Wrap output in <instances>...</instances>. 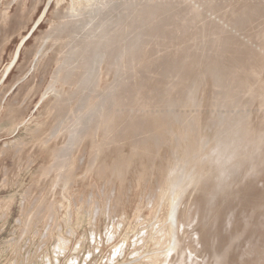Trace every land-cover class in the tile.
<instances>
[{"label": "rangeland", "instance_id": "374dc122", "mask_svg": "<svg viewBox=\"0 0 264 264\" xmlns=\"http://www.w3.org/2000/svg\"><path fill=\"white\" fill-rule=\"evenodd\" d=\"M70 1L0 0V264H152L153 260L149 258L156 254L169 255L167 247L176 236L179 242L188 249L186 256L189 263L193 256L197 264H259V262H264L262 261L264 260V146L263 154L257 156L252 164L247 162L242 172L238 171L233 174L235 180L225 184L224 189L220 191L211 180L205 186H201L192 184L187 175L184 176L182 181L184 192L182 193L183 197L179 198L182 199L179 200L181 201L179 208H181L178 214L179 223H184V228L181 226V232L176 233L178 232L176 226L174 233L171 234V231L169 234L168 244L158 247L155 246V236L158 227L168 223V204L174 197L175 190H172L171 187L175 183V175L178 173L184 175V161L181 160V157L184 155L185 158L186 153L177 145L175 138L167 133L165 141H162L156 148L151 138L145 140L148 142H141L142 139H146L142 137L146 136L141 135L133 127L124 126L121 119L118 118L120 123L116 121L108 129H101L94 136L88 133L84 137L78 136L79 138H75V141L72 140V120L77 114H85V119L87 118L86 115L91 113L86 106L88 102L97 103L102 99L104 102L106 100L104 97L114 96L117 91L120 92V89L121 92L123 89L129 91L132 86L147 85L152 92L159 86L162 90L163 87L166 88V84L169 87L168 84L172 83L174 79L172 75L161 74L160 65L168 59L166 57H169V53L172 51L173 47L168 43L171 42L170 38L166 42L168 46L166 44L149 45L151 48L148 46L149 48L145 49L143 60L137 64L133 63L134 70L130 69L128 72L120 71L119 67H116L113 56L114 60L102 58L104 57L102 53L105 51L103 50L105 49L103 35L109 31L114 34L119 29L118 21H123L126 17H128V21L132 20L129 12H132L131 8H135L133 5L136 4V1L142 2V0H113L114 5L110 9L107 8L110 10L107 13L114 15L115 20L114 17H110L111 15L109 17L105 14H103L105 17L98 15L102 3H106L108 0H97V4L94 6L96 9L93 10L95 13L88 19H83L81 16L76 25L63 26L60 23L68 19L63 15L69 12L73 0L71 3ZM80 1L84 2L85 0ZM131 1L135 2L132 4ZM158 1L162 7L166 2L168 5L164 8H171L170 16L162 15L164 17L162 20L168 22L169 35L171 33L175 39L177 38L172 40V43L180 44L178 45L180 47H176L180 49L179 52H182V55L189 51L196 56L199 62L204 57L213 58L217 50L219 51L217 43L214 41V33L221 29L226 30L225 34L233 36V40H237V44L244 49L252 48L251 50L255 51L249 68L253 73H259V75L254 76L253 74L248 85L243 87L241 94L243 100L240 106L242 112L239 109L236 111L247 113L249 109L250 123L254 134L264 132V34L261 35V41L257 36L264 29V0H214L211 7H207L206 0ZM169 2H172V7ZM122 3L124 5L127 3V7H129L125 13L121 6ZM115 4L121 7H116ZM181 5L184 6L181 7ZM191 5L202 11L203 14L199 16L200 18H195L196 21L191 22L192 24L184 21L191 17L188 14ZM245 5L262 6V11L258 14H254L255 11H250L248 19L240 25L241 27L235 26L231 20L232 11ZM185 6L188 7L183 9ZM201 6H204L208 11ZM107 9L105 8V10ZM112 9L114 10L112 11ZM120 9L122 10L120 11ZM121 12L122 15H120ZM60 17L63 18L60 19ZM98 17L105 18V21ZM180 21L182 22L180 23ZM173 22L176 25H173L175 24ZM101 23L107 24L106 27H103L104 24ZM91 24L92 30L98 29L96 32H94L95 30H90L92 33L89 31ZM85 25H88V28ZM112 26H116V28ZM52 27L57 29L54 30ZM76 27H78L77 31ZM93 27L95 28L93 29ZM140 27L139 29H143ZM139 29L135 31L140 33ZM171 29L175 30L176 34ZM58 30L63 32L59 34ZM82 32H85V35ZM136 32H127V39L132 38L133 40V37L138 34ZM55 33L61 37L56 36ZM77 35L81 39L78 37L77 40ZM68 37L71 39L67 42ZM89 39H93L92 41L95 43H90ZM70 43L71 45H69ZM87 44L88 48H92L85 49ZM155 46L166 47L163 49L166 50L165 53L161 48ZM93 47L96 50L93 51ZM154 49L156 52H153ZM85 50L87 52H84ZM69 51H71L70 55ZM65 55L68 60L64 57ZM229 56L230 51L225 50L222 58L219 57L216 60L219 59L220 63H228ZM70 57L72 58L70 59ZM154 62L158 64H154ZM65 65L69 69L65 68ZM217 66L221 67L222 64ZM75 67H78L79 70ZM89 68H92L91 71ZM195 71L194 69L189 71L192 80L194 77L197 78ZM225 71L228 72L227 69ZM94 73L99 75L96 76ZM237 75L241 76V74ZM118 78L121 79L120 82ZM231 78L235 79V76H231ZM238 78L236 76V79ZM94 80L97 82L96 85ZM202 83L196 90L198 93L195 94L200 107L198 111H191L190 115L191 117L194 114L198 115L202 136L213 139L220 118L219 108L215 103L217 87L213 76H209ZM81 84L85 87V91ZM117 84L120 85L116 89ZM190 84L191 82L189 87ZM88 85L91 87L94 85L92 90ZM107 88L108 90L112 88V91L106 90ZM81 90L84 91L83 94ZM89 90L91 91L89 92ZM94 90L95 92H93ZM100 93L102 97L99 101ZM128 94L125 93L129 97ZM69 97L71 99L66 100ZM63 100L66 101L67 106ZM63 105L66 106L65 112L62 109ZM68 106L69 109H67ZM60 109L63 112L59 111ZM192 109L194 110L195 107ZM236 111L232 113H237ZM56 113L57 115H55ZM138 113L140 115L144 113L139 106L129 107L125 110L127 116L136 114L140 116ZM63 116L67 117L66 120ZM61 117L63 118L61 119ZM174 126L178 130L180 125L175 123ZM139 139L140 149H135L134 146L139 143ZM255 140L256 135L254 139H250V144ZM263 141L264 139L262 143ZM97 143H104V149L99 156L95 157L92 154L95 155ZM146 143L148 145H145ZM190 144L196 145L194 137L191 138ZM63 154H66L65 156L68 158V165L64 167L65 170L55 171L57 167L54 164H57ZM90 159H94V161L92 162ZM175 159H178L177 162ZM191 159L193 160V158ZM120 164H123L121 173L114 169ZM58 175L59 177H57ZM167 177L169 186L164 187ZM167 194L169 195L167 196ZM160 195L162 196L160 197ZM196 202H199V209L191 215V208L195 207ZM51 203L52 205H50ZM110 230L112 231L110 232ZM92 232H96L95 237Z\"/></svg>", "mask_w": 264, "mask_h": 264}, {"label": "bare ground", "instance_id": "6f19581e", "mask_svg": "<svg viewBox=\"0 0 264 264\" xmlns=\"http://www.w3.org/2000/svg\"><path fill=\"white\" fill-rule=\"evenodd\" d=\"M72 1V0H71ZM70 1V3H71ZM100 1V0H99ZM106 1V0H105ZM104 1V2H105ZM128 1V0H127ZM126 1V2H127ZM208 5L207 7H211L213 6L212 3H214V0H206ZM135 2V1H134ZM133 2V3H134ZM164 2V1H163ZM176 2H178V0H176ZM186 2V0H185ZM205 2V1H203ZM202 2V3H203ZM130 3V2H129ZM132 3V1H131ZM130 3V4H131ZM132 3V4H133ZM172 3V2H171ZM171 3L169 2L170 6ZM195 3V2H194ZM201 3V4H202ZM263 3V2H262ZM260 3V4H262ZM11 4V3H9ZM95 4H97V0H85L84 2L80 1V0H73L69 9V12L66 15H63L65 17H68V19H66V21H63L62 23H60L63 26H73L76 25L78 23V18L82 16L83 19H88L90 15H92L93 13H95L93 10L96 9ZM118 4V3H117ZM123 4V3H122ZM129 4V5H130ZM163 4H165V6H167L168 4L166 2H164ZM175 4V3H174ZM182 4V3H181ZM190 4V3H188ZM187 4V5H188ZM200 4V5H201ZM114 5L113 0H108L106 1V3H102V7H101V11L99 12L100 14L98 15H102L105 14L108 17L111 15V13H107L110 12V10H108L107 8H111ZM116 5V4H115ZM121 5V4H120ZM194 5V4H193ZM196 5V3H195ZM194 5V6H195ZM217 5V4H216ZM123 8V12L125 13L129 7H127V3H125V5H121ZM120 6V7H121ZM124 6V7H123ZM164 6V7H165ZM174 6V5H173ZM177 6V5H176ZM184 6V5H183ZM181 5V7H183ZM194 6H189V13L191 15V17H188L187 20L184 19L185 23H191L194 22L195 18L199 17L202 14V11H199V9H197ZM218 6V5H217ZM48 7V6H47ZM116 7H119V5ZM119 7V8H120ZM133 7H135L134 9H132V12H129L130 16H132V20L128 21V17H126L125 20H121L120 22L118 21V25H119V29H117V31L114 32V34H111L113 32L110 33L106 32V34L103 35V40L105 39L104 42V48L103 50L104 53H102V55L106 60H111V59H115V64L116 67L118 66L120 71L123 72H128L130 69L134 70L135 65H133V63L137 64L139 62H141L143 60V57L145 56V49L149 46V45H167V39H171V42L169 41L168 43L171 44V49H170V53H169V57H166L168 59H166V61L164 60V62H162L161 59L160 61L162 62L161 65V69L162 72L161 74L163 75H172L171 77L174 79V81H172V83L168 84L169 87H167L166 84V88H162V90L158 87L154 88V91H151V88L141 85V87L139 86H135V87H131V89L128 91L127 89H123L121 92L117 91L116 95L112 96V95H104L106 97V100L100 101V97H102V91H101V96H99V101L100 102H88V104L86 106H88V110L89 113L88 115H86V119H85V114H77L76 117L70 121L72 122V126L73 129L71 130L72 132V140H74L75 138H79L78 136L82 135L84 137L85 134L92 135L94 136L95 134H97L101 129L105 130L108 129L109 126H111L112 124H115L116 121H118L120 118L121 119V123L126 126L128 125L129 127H133L137 132H139L141 135L146 136V137H142V138H146V139H142L141 142L145 143L148 141L149 138L152 139V142L154 143V146H159L160 143H162V141H165L164 138H166L167 133H169L171 136H173V138H175L176 143H178L177 145L179 147H181L183 149V151L186 153V157L184 158V155L181 157V160L183 159L184 161V175L183 173H178L176 174V179H175V183L172 185L171 189L175 190L174 192V197L172 198L170 204L169 205V211H168V215H167V220L168 223H165L162 226L158 227L157 230V235L155 236V246L158 247H163L166 244H168V237L169 234H173L174 233V228L177 226L178 228V232H181L182 228H184V223H179L178 220V214L180 211L179 208V204L181 203V199L180 196L183 197L182 193L184 192L182 190L183 187V183L182 181L184 180V176L187 175V178H189L191 180L192 184H197V185H201V186H205L207 184V182L209 180H211L214 185L216 186V188L218 189V191L224 189V185L228 184L231 180L234 181V175L236 172L241 171L244 169V165L247 162H250L251 164L255 161V159L257 158V156L262 155L263 154V146H264V141L262 143V140L264 139V132L259 133V134H254L252 127H251V123H250V115H249V109L247 110V113H241L242 109L240 108L241 106V102L243 100V95L242 94V89L243 87H246L248 85V83L250 82V79L252 78L253 74L254 76L259 75V73L256 74V72H252L250 67L251 61H252V56L255 53V51L251 50V49H244V47L240 46L239 44H237V40L234 41L233 40V36L231 37L229 34H225L224 29L221 30H216L215 34V38L214 41L217 43V47L219 49V51L217 50L215 56L212 58H208V57H204L203 59H201L199 62V60L196 58V56L192 53L186 52L185 55H182V52H179L180 49L178 47V43H172V40H176L175 36L169 35V31L168 30V22H164L162 20V17L167 14L170 16V14L172 13L171 8H164L162 7V4L160 3V1L158 0H142L137 2L136 4L133 5ZM172 7V6H171ZM175 7V6H174ZM178 7V6H177ZM176 7V8H177ZM185 8L183 9H186ZM202 7V6H201ZM204 7V6H203ZM202 7V8H203ZM257 7V8H256ZM260 7V8H258ZM92 8V9H91ZM105 8L108 10H105ZM201 8V10H203ZM239 8V7H238ZM47 9V8H46ZM175 9V8H174ZM182 9V8H181ZM206 9V8H205ZM211 9V8H210ZM253 9V10H252ZM58 10V9H57ZM114 9H112L113 11ZM122 9H120L121 11ZM173 10V8H172ZM207 10V9H206ZM116 11V10H115ZM130 11V9H129ZM182 11V10H181ZM204 11V10H203ZM208 11V10H207ZM250 11H255L254 14H258L260 11H262V6H258L255 5V7L252 6H242L239 9L233 10L232 14L233 17H231L233 24L236 25H242V23L248 19V14ZM65 12V11H63ZM119 12V11H118ZM117 12V13H118ZM188 12V11H187ZM45 13V12H44ZM60 13V12H59ZM107 13V14H106ZM177 13V11H176ZM175 13V14H176ZM127 14V13H126ZM187 14V13H186ZM205 14V13H204ZM44 15V14H43ZM105 15L103 17H105ZM116 15V14H115ZM122 15V12L121 14ZM125 15V14H124ZM163 15V16H162ZM166 15V16H167ZM185 15V14H184ZM175 16V15H174ZM71 17V18H70ZM111 18H113L115 20V16L111 15ZM118 17V16H116ZM124 17V16H123ZM180 18L182 16H179ZM204 17V16H203ZM257 17V16H256ZM59 18V17H58ZM63 17H60V19ZM70 18V19H69ZM99 18V17H98ZM101 18V17H100ZM99 18V19H100ZM131 18V17H130ZM164 18V17H163ZM166 18V17H165ZM172 18V17H170ZM186 18V17H184ZM200 18V17H199ZM95 19V18H93ZM101 19H105V18H101ZM110 19V18H108ZM112 19V20H113ZM119 19V18H118ZM123 19V18H122ZM168 19V18H166ZM175 20V19H174ZM182 20V19H180ZM193 20V21H191ZM255 20V19H254ZM97 21V20H96ZM105 21V20H104ZM111 21V20H110ZM167 21V20H166ZM169 21V20H168ZM173 21V19H172ZM179 21V20H176ZM183 21V20H182ZM180 21V23L182 22ZM190 21V22H189ZM196 21V20H195ZM93 23V20L91 21ZM90 22V23H91ZM99 22H101L99 20ZM115 22V21H114ZM81 23V22H79ZM87 23V22H86ZM89 23V24H90ZM109 24V22H107ZM112 23V22H111ZM175 23V22H173ZM172 23V24H173ZM179 23V22H178ZM56 24V23H55ZM58 24V23H57ZM97 24V22H96ZM95 24V25H96ZM99 24V23H98ZM104 24V23H101ZM192 24V23H191ZM94 25V24H93ZM94 25V26H95ZM105 25V24H104ZM103 27H106V25ZM111 25V24H110ZM116 25V24H113ZM117 25V26H118ZM173 25H176L173 24ZM56 26V25H55ZM59 26V25H58ZM62 26V27H63ZM79 26V25H78ZM82 26V25H81ZM88 28V25H85ZM98 27V25H96ZM101 26V25H99ZM142 27L143 29H139V27ZM180 26V25H178ZM187 26V25H186ZM57 27V26H56ZM55 27L54 30H56L57 28ZM75 27V26H74ZM80 27V26H79ZM83 27V26H82ZM92 27V24L90 25V30ZM108 27V26H107ZM110 27V26H109ZM114 27V26H112ZM140 27V28H141ZM185 27V26H184ZM231 27V26H230ZM233 27V26H232ZM241 27V26H240ZM239 27V28H240ZM60 28V26H59ZM72 29H74L73 27H71ZM76 27V31H77ZM85 28V27H83ZM95 27H93L94 29ZM102 27H100L101 29ZM116 28V26L114 27ZM173 28V26H172ZM183 28V27H182ZM186 28V27H185ZM188 28V26H187ZM238 28V29H239ZM66 29V28H65ZM81 29V27H80ZM79 29V32H80ZM97 29V28H96ZM96 29L92 30L94 32H96ZM139 29L141 32L138 33L135 30ZM175 29V28H174ZM179 29V28H178ZM201 29V28H200ZM243 29V28H242ZM240 29V30H242ZM60 30H62L60 28ZM83 30V29H82ZM87 30V29H85ZM98 30V29H97ZM102 30V29H101ZM104 30H106L104 28ZM109 30V28H108ZM113 30V29H112ZM111 30V31H112ZM173 30V29H171ZM233 30V29H232ZM53 31V30H52ZM67 31V30H66ZM70 31V30H69ZM75 31V32H76ZM136 32V37H133L129 40L127 39V35L130 32ZM175 30H173L174 32ZM177 31V29H176ZM181 31V30H180ZM236 31V30H235ZM55 32V31H54ZM60 31L58 30V33ZM63 32V31H62ZM62 32H60L59 34H61ZM74 32V31H72ZM74 32V33H75ZM86 32V31H85ZM85 32H82L83 35H85ZM91 32V31H90ZM103 32V31H102ZM101 32V33H102ZM128 32V33H127ZM172 32V31H171ZM240 32V31H239ZM49 33V32H48ZM78 33V32H77ZM88 33V30H87ZM92 33V32H91ZM90 33V36H91ZM100 33V34H101ZM168 33V34H167ZM175 33V32H174ZM56 34V33H55ZM68 34V32H67ZM71 34V33H70ZM89 34V33H88ZM176 34V33H175ZM180 34V33H179ZM182 34V33H181ZM184 34V32H183ZM230 34H232L230 32ZM264 34V29L261 30L258 33V39L260 38L261 41V35ZM48 36V34H46ZM50 35V34H49ZM58 34H56L57 36ZM76 35V34H74ZM94 35V34H92ZM97 35V34H96ZM134 35V34H133ZM45 36V37H47ZM55 36V37H56ZM69 36V34H68ZM72 36V35H71ZM70 36V37H71ZM82 37V35H80ZM89 36V35H87ZM87 36H85V38H88ZM182 36V35H181ZM44 37V38H45ZM58 37H61L60 35H58ZM75 37V36H74ZM73 37V38H74ZM77 37V38H76ZM75 38L78 40L79 35H77ZM97 37V36H96ZM99 37V36H98ZM97 37V38H98ZM129 37V36H128ZM132 37V36H131ZM80 38V37H79ZM91 38V37H90ZM135 38V39H134ZM181 38V37H180ZM252 38V37H251ZM46 39V38H45ZM49 39V38H48ZM66 39V38H65ZM71 39V38H70ZM69 37L67 39L70 40ZM81 39V38H80ZM94 39V37H93ZM93 39H89L90 43L94 42L92 41ZM101 39V38H100ZM126 39L128 40L126 42ZM256 39V36H255ZM254 39V40H255ZM44 40V39H43ZM57 40V39H56ZM73 40V39H72ZM96 40V38H95ZM74 41V40H73ZM80 41V40H79ZM78 41V42H79ZM82 41V40H81ZM84 41V40H83ZM98 41V40H97ZM100 41V40H99ZM251 41V40H250ZM45 42V41H44ZM77 42V41H76ZM85 42V41H84ZM83 42V44H84ZM174 42V41H173ZM177 42V41H176ZM55 43V42H54ZM73 43V42H72ZM88 43V42H87ZM95 43V42H94ZM97 43V42H96ZM46 44V43H45ZM82 44V43H81ZM83 44L81 46H83ZM86 44V43H85ZM98 44V43H97ZM100 44V43H99ZM103 44V43H102ZM68 45V44H66ZM71 45V43L69 44ZM74 45V44H73ZM72 45V46H73ZM93 45V44H92ZM91 45V46H92ZM245 46V44H243ZM44 46V45H43ZM64 46V45H63ZM90 46V47H91ZM96 46V44H95ZM168 46V45H167ZM178 46V47H176ZM216 46V45H215ZM256 46V45H255ZM70 47V46H69ZM80 47V46H79ZM99 47V46H98ZM150 47V46H149ZM148 47V48H149ZM154 47V46H153ZM157 47V46H155ZM63 48V47H62ZM74 48V46H73ZM78 48V47H77ZM81 48V47H80ZM91 49L88 48V44L85 46V49ZM101 48V47H100ZM151 48V47H150ZM157 48H162L161 46L157 47ZM168 48V47H167ZM170 48V47H169ZM246 48V47H245ZM70 49V48H69ZM79 49V48H78ZM84 49V48H83ZM99 49V48H98ZM97 49V50H98ZM153 49V48H152ZM254 49V48H253ZM256 49V48H255ZM41 50V49H40ZM76 50V49H75ZM93 51L96 50V48L92 49ZM91 50V51H92ZM117 50V53H115ZM159 50V49H157ZM223 50L225 52V50H229L230 51V56L228 59V63L225 62H218V60H216V58H222L223 56ZM68 51V49H67ZM79 51V50H78ZM76 51V52H78ZM92 51V52H93ZM101 51V49H100ZM115 51V52H114ZM164 53L166 50H163ZM80 52V51H79ZM84 52H87V50H85ZM83 52V53H84ZM89 52V51H88ZM97 52V51H95ZM153 52H156L155 49ZM158 52V51H157ZM162 52V51H160ZM18 53V52H17ZM67 53V52H65ZM71 51L68 52V54L70 55ZM81 53V52H80ZM82 53V54H83ZM144 53V54H143ZM93 54V53H92ZM115 54V55H114ZM156 54V53H155ZM168 52L166 53L167 56ZM214 54V53H213ZM75 55V54H74ZM77 55V53H76ZM85 55V54H83ZM98 55V54H97ZM152 55V54H151ZM161 55V54H160ZM165 55V54H164ZM182 55V56H181ZM79 56V55H78ZM89 56V55H88ZM99 56V57H100ZM113 56V58H112ZM213 56V55H212ZM64 57H66V59L68 60L67 56L65 55ZM94 57V55H93ZM100 57V58H101ZM162 57V56H161ZM72 57H70L71 59ZM81 58V57H80ZM88 58V57H87ZM86 58V59H87ZM89 59V58H88ZM87 59V61H88ZM97 59V58H95ZM99 59V58H98ZM113 59V60H114ZM165 59V57H164ZM64 60V58H63ZM112 60V61H113ZM156 60H157V56H156ZM155 60V61H156ZM76 61V60H75ZM86 61V62H87ZM68 62V61H67ZM72 62V61H71ZM85 62V61H84ZM89 62V61H88ZM92 62V61H91ZM107 62V61H105ZM74 63V62H73ZM72 63V64H73ZM83 63V62H82ZM94 63V61H93ZM92 63V65H93ZM215 63V64H213ZM62 64V63H61ZM91 64V63H90ZM100 64V63H99ZM154 64H158L155 63ZM222 64L221 67L217 66ZM67 65V64H66ZM64 66L65 68L68 66ZM75 65V64H73ZM72 65V66H73ZM86 65V64H85ZM101 65V64H100ZM111 66V64H109ZM114 65V64H113ZM213 65V66H212ZM78 66V65H77ZM83 66V65H82ZM88 66V64H87ZM91 66V65H90ZM96 66V64H95ZM59 67V66H57ZM62 67V66H60ZM70 67V66H69ZM79 67V66H78ZM77 67V68H78ZM93 67V66H92ZM64 68V69H65ZM76 68V67H75ZM74 68V69H75ZM76 68V69H77ZM84 68V66H83ZM87 68V67H86ZM95 68V67H94ZM93 68V69H94ZM109 68V67H108ZM115 68V67H114ZM67 69H69L67 67ZM66 69V70H67ZM90 69V68H89ZM92 69V68H91ZM90 69V71H91ZM106 69V68H105ZM111 69V68H110ZM109 69V72H110ZM143 69V68H142ZM157 69V68H156ZM195 71V76L194 79L192 80V78H190L189 76V71L193 70ZM225 69L228 70V72L225 71ZM63 70V69H61ZM72 70V67H71ZM79 70V68H78ZM112 70V69H111ZM60 71V70H59ZM74 71V70H73ZM77 71V70H76ZM74 71V72H76ZM98 72V70H96ZM119 71V72H120ZM57 72V71H56ZM61 72V71H60ZM67 72V71H64ZM70 72V70H69ZM117 72V71H116ZM115 72V73H116ZM118 72V73H119ZM89 73V71H88ZM92 73V72H91ZM96 73V72H95ZM94 73V74H95ZM122 73V72H120ZM241 74V76H238L237 74ZM56 74V73H55ZM84 74V73H83ZM98 74V73H97ZM97 74H95L96 76H98ZM145 74V73H144ZM157 74H158V70H157ZM66 75H70V74H66ZM75 75H77L75 73ZM89 75V74H88ZM87 75V76H88ZM120 75V74H119ZM124 75V74H123ZM159 75V74H158ZM92 76V75H91ZM94 76V77H96ZM130 76V75H129ZM209 76H213V78L215 79L216 82V87H217V96H216V106L219 108V112H220V118L217 120L218 121V125H217V130H216V134L215 137L212 139L208 136H202V132H201V123H200V119L198 117V115L194 114V116L191 117L190 112L191 111H198V108L200 107L199 105V100L197 99V97L195 96L196 90H198V87H200L199 85L203 84L202 82L207 79ZM231 76H235V79L231 78ZM236 76L239 77L238 79H236ZM54 77V76H53ZM57 77V75H56ZM60 77V76H59ZM71 77V76H70ZM78 77V76H77ZM83 77V76H82ZM89 77V76H88ZM117 77V76H116ZM119 77V76H118ZM121 77V76H120ZM124 77V76H123ZM133 77V76H132ZM159 77V76H158ZM163 77V76H161ZM170 77V76H169ZM62 78V76H61ZM60 78V79H61ZM74 78V77H73ZM131 78V77H130ZM170 78V79H172ZM63 79V78H62ZM65 79V78H64ZM67 79V77H66ZM92 79V78H91ZM95 79V78H94ZM99 79V78H98ZM119 79V78H118ZM123 79V78H122ZM160 79V78H159ZM164 79V78H163ZM176 79V81H175ZM57 80V79H56ZM70 80V79H69ZM86 80V79H84ZM87 80H89L87 78ZM121 79H119L120 82ZM125 80V79H124ZM192 80V81H191ZM55 81V80H54ZM63 81V80H62ZM82 80L80 79V82ZM114 81V80H113ZM117 81V80H116ZM115 81V82H116ZM64 82V81H63ZM90 82V81H89ZM94 84L97 83L95 82V80L93 81ZM118 82V81H117ZM116 82V83H117ZM123 82V81H122ZM126 82V81H125ZM157 82V81H156ZM191 82V86L189 87V83ZM84 83V82H83ZM82 83V84H83ZM55 84V83H54ZM81 84V85H82ZM93 84V83H92ZM113 84V83H112ZM115 84V83H114ZM62 85V84H61ZM67 85V84H66ZM72 85V84H69ZM79 85V84H78ZM80 85V86H81ZM96 85V84H95ZM120 85V84H119ZM117 84V87L119 86ZM50 86V85H49ZM113 85H111L112 87ZM186 86V87H185ZM48 87V86H47ZM63 87V86H61ZM83 87V85H82ZM81 87V88H82ZM87 87V86H86ZM88 87L91 88L94 87V85L91 87L88 85ZM96 87V86H95ZM114 87V90H115ZM126 87V86H125ZM79 88V87H78ZM84 91H85V87H83ZM87 88V89H90ZM113 88V87H112ZM111 88V89H112ZM94 89V88H93ZM109 89V90H111ZM61 91L63 90L60 89ZM77 90V89H76ZM80 90V89H78ZM89 90V92L91 91ZM108 90V88L106 89ZM105 90V91H106ZM108 90V91H109ZM57 91V90H56ZM60 91V92H61ZM84 91L81 93L83 94ZM98 91V90H97ZM112 91V90H111ZM110 91V92H111ZM128 91V92H127ZM151 91V92H150ZM59 92V93H60ZM78 92V91H77ZM87 92V90H86ZM85 92V93H86ZM88 92V93H89ZM95 92V90L93 91ZM99 92V91H98ZM109 92V93H110ZM73 93V92H72ZM76 93V92H75ZM79 93V92H78ZM125 93H129V97L125 95ZM58 94V93H56ZM61 95H63V93H60ZM65 94V93H64ZM98 94V93H97ZM106 94V93H105ZM113 94V93H112ZM115 94V93H114ZM189 94V95H188ZM59 95V94H58ZM57 95V96H58ZM71 95V94H69ZM68 95V96H69ZM77 95V94H74ZM86 95V94H85ZM188 95V96H187ZM241 95V96H240ZM81 96V95H79ZM78 96V97H79ZM67 97V95H66ZM75 97V96H74ZM77 97V98H78ZM84 97V96H83ZM81 98V97H80ZM86 99V97H84ZM95 98V97H94ZM71 98L69 97L66 100H70ZM80 100V99H78ZM84 100V99H83ZM65 103L66 101L63 100ZM74 101V100H73ZM90 101V100H89ZM98 101V100H97ZM57 102V100H56ZM68 102V101H67ZM76 103V102H75ZM81 103H83V101H81ZM80 103V105H81ZM52 104V103H51ZM57 104V103H56ZM78 104V103H77ZM53 105V104H52ZM57 106V105H56ZM67 106V103H66ZM65 105L62 106V109L64 111V109L66 108ZM74 107L76 105H73ZM78 106V105H77ZM140 107L141 110L144 111V113L142 115L138 116L136 115H125V110L126 108L129 107ZM59 107V106H58ZM82 107V105H81ZM195 107V109L193 110L192 108ZM69 109V106L68 108ZM132 109V108H131ZM217 109V108H216ZM239 109L241 112H237ZM73 110V109H72ZM237 110V111H236ZM61 111V109L59 110ZM61 111V112H63ZM68 111V110H67ZM66 111V112H67ZM71 111V110H69ZM237 112V113H232V112ZM51 112V111H50ZM56 112V111H55ZM58 112V111H57ZM65 112V111H64ZM68 114H70L69 112H67ZM189 113V114H188ZM61 114V113H60ZM87 114V113H86ZM57 115V113L55 114ZM62 115V114H61ZM60 115V116H61ZM64 115V113H63ZM73 115V114H72ZM68 116V115H66ZM131 116V117H130ZM64 117V116H63ZM61 117V119L63 118ZM69 117V116H68ZM65 118V117H64ZM67 118V117H66ZM65 118V120H66ZM60 119V120H61ZM64 120V121H65ZM62 122V121H61ZM119 122V121H118ZM216 122V121H215ZM214 122V123H215ZM120 123V122H119ZM175 123H179L180 126L178 130H176V126H174ZM56 124V123H55ZM58 124V123H57ZM61 123H59L60 125ZM57 126V125H56ZM61 126V125H60ZM58 127V126H57ZM56 128V127H55ZM58 129V128H57ZM53 130V129H52ZM50 131V130H49ZM52 132V131H51ZM54 132V131H53ZM119 133V132H118ZM51 134V133H50ZM53 135V134H51ZM256 135V140L255 142H253L252 144H250V139H254ZM70 136V135H68ZM104 136V135H103ZM195 138L196 139V145L193 146L190 144V140L191 138ZM50 138V137H49ZM48 138V139H49ZM69 138V137H68ZM148 138V139H147ZM45 139V138H44ZM112 139V138H111ZM138 139V138H137ZM51 140V138H50ZM83 140V139H82ZM48 141V140H47ZM67 141V140H66ZM75 141V140H74ZM145 141V142H144ZM105 143V139L103 141ZM140 139H139V143H137V145L134 146V148L136 149H140L141 143ZM80 143V142H78ZM104 143H97V148L95 150V155L92 154V156H99V154L102 152V150L104 149ZM47 144V142H46ZM99 144V145H98ZM65 145V144H64ZM145 145H148V143H146ZM248 145H253L251 147H249ZM16 147V145H14ZM66 148V147H65ZM95 148V146H94ZM157 148V147H156ZM176 148V147H175ZM18 149V148H17ZM21 149V148H20ZM71 149V148H70ZM63 150V149H62ZM61 150V151H62ZM19 151V149H18ZM17 151V152H18ZM65 151V150H64ZM72 151V150H71ZM59 152V151H58ZM61 153V152H60ZM59 153V154H60ZM66 154H69L67 152H64ZM58 154V153H57ZM66 154H63L62 158L57 162V164L54 161V165H56L57 169H55V171L60 170V169H64V167H66L68 165V161H67V157L65 156ZM177 154V153H175ZM177 156V155H176ZM60 157V155H59ZM178 157V156H177ZM176 157V158H177ZM83 158V157H82ZM175 158V156H174ZM193 158V160L191 159ZM261 158V157H260ZM56 159V158H55ZM179 159V158H178ZM178 159H175L176 162ZM91 160V159H90ZM92 162L94 161L91 160ZM181 162V161H180ZM89 164V162H88ZM53 165V166H54ZM123 164L117 165L114 169H116L117 172L121 173L123 172ZM47 170V169H46ZM51 170V169H50ZM63 170V171H64ZM51 172V171H50ZM49 172V173H50ZM59 173V172H58ZM240 173V172H239ZM6 175V174H5ZM213 175L215 176L213 178ZM238 175V174H237ZM59 177V175L57 176ZM62 177V176H61ZM64 178V177H63ZM60 181V180H59ZM61 182V181H60ZM59 182V183H60ZM66 183V182H65ZM209 183V182H208ZM58 184V183H56ZM68 184V183H67ZM211 184V183H210ZM164 187L169 186L168 183V177L167 180H165L164 183ZM156 189V188H155ZM113 191V190H112ZM111 191V192H112ZM158 191V190H157ZM156 195V193H154ZM153 194V195H154ZM176 194V195H175ZM169 194H167L168 196ZM162 195H160L161 197ZM177 196V197H176ZM92 197V196H91ZM89 200V199H88ZM90 201V200H89ZM53 203V202H52ZM52 203L50 205H52ZM199 202H196L195 207L191 208L190 214L193 215L195 214V212L199 209ZM35 205V204H34ZM96 205V204H95ZM52 209V208H50ZM49 209V210H50ZM81 209V208H80ZM91 209V208H90ZM93 209V208H92ZM96 210V209H95ZM86 211V210H85ZM90 211V210H89ZM92 211V210H91ZM189 211V210H188ZM99 212V211H98ZM102 212V211H101ZM70 213V212H69ZM85 213V212H84ZM92 214V213H91ZM95 214V213H94ZM85 215V214H84ZM83 215V216H84ZM68 216V215H67ZM66 216V217H67ZM81 217V216H80ZM91 217V216H89ZM69 218V217H68ZM109 218V217H107ZM195 218V216H194ZM57 219V218H56ZM84 219V218H83ZM65 220V219H64ZM70 220V219H69ZM115 220V219H114ZM164 220V219H163ZM176 220V221H175ZM113 221V220H112ZM193 221V220H192ZM68 222V221H67ZM19 223V222H18ZM158 224V223H157ZM192 223L190 222V225ZM156 225V224H155ZM93 226V225H92ZM187 226V225H186ZM156 228V226H155ZM176 228V229H177ZM112 230H110L111 232ZM92 234L96 235V232H92ZM179 235V234H178ZM196 239V238H195ZM251 241V240H250ZM251 243V242H250ZM255 243V242H254ZM256 244V243H255ZM63 245V244H62ZM61 245V246H62ZM250 245V244H249ZM65 247V246H62ZM157 247V248H158ZM255 247V246H254ZM57 248H59V246L57 245ZM66 248V247H65ZM55 249V248H54ZM250 249V248H249ZM256 249V248H255ZM158 250H162V249H158ZM186 250L187 247L183 244L180 243L177 236L176 238L173 237V239L171 240V242L169 243L168 247H167V251L169 255L166 254H156L155 256L149 258L150 260H153V262H151L152 264H154L155 262L157 264H197V262L195 261V258L193 256V258L191 259V262H187L188 258L186 256ZM252 251V250H251ZM258 251V249H257ZM248 252V250H247ZM264 252V251H263ZM192 254V253H191ZM253 254V253H252ZM255 254V253H254ZM158 255V256H157ZM185 255V258H184ZM193 255V254H192ZM261 256V255H260ZM263 256V255H262ZM141 258V257H139ZM258 259V257H257ZM198 261V258H197ZM257 261V260H256ZM264 261V260H262ZM259 264H264V262Z\"/></svg>", "mask_w": 264, "mask_h": 264}]
</instances>
